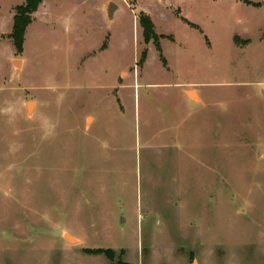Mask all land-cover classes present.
<instances>
[{
  "label": "rangeland",
  "instance_id": "374dc122",
  "mask_svg": "<svg viewBox=\"0 0 264 264\" xmlns=\"http://www.w3.org/2000/svg\"><path fill=\"white\" fill-rule=\"evenodd\" d=\"M25 2L0 0V264H264V0H40L19 51Z\"/></svg>",
  "mask_w": 264,
  "mask_h": 264
},
{
  "label": "trees",
  "instance_id": "16d2710c",
  "mask_svg": "<svg viewBox=\"0 0 264 264\" xmlns=\"http://www.w3.org/2000/svg\"><path fill=\"white\" fill-rule=\"evenodd\" d=\"M40 0H26L25 4H21L17 6V12L14 17V24L12 32L10 33V37L15 45V47L20 51L22 49V46L24 44L25 40V33L27 26L31 22L30 17H25L24 14L28 12H33L37 9L38 4ZM144 18V17H143ZM143 25L145 28V36L146 39H157L156 33L153 29V24L149 18H144ZM157 49H161L160 44L157 43ZM145 56V54H144ZM105 253V255L109 258L111 261L110 264H131L127 261L119 260L118 262L115 261V252L111 249L105 250V251H98L96 253L88 252L91 254H100Z\"/></svg>",
  "mask_w": 264,
  "mask_h": 264
},
{
  "label": "water",
  "instance_id": "95a60500",
  "mask_svg": "<svg viewBox=\"0 0 264 264\" xmlns=\"http://www.w3.org/2000/svg\"><path fill=\"white\" fill-rule=\"evenodd\" d=\"M116 8H117V5L114 2H110L109 8H108V15L111 19L113 18V13Z\"/></svg>",
  "mask_w": 264,
  "mask_h": 264
},
{
  "label": "crops",
  "instance_id": "0c3cea01",
  "mask_svg": "<svg viewBox=\"0 0 264 264\" xmlns=\"http://www.w3.org/2000/svg\"><path fill=\"white\" fill-rule=\"evenodd\" d=\"M114 16H115V11H114V13H113V18H114ZM185 90H186V89H185ZM187 91H188V89H187ZM195 92H196V90H195ZM184 94H185V93H184ZM195 103H197V102H195ZM199 104H200V103H199ZM191 114H193V113H192L191 110H189L187 115L189 116V115H191ZM191 116H192V115H191Z\"/></svg>",
  "mask_w": 264,
  "mask_h": 264
},
{
  "label": "bare ground",
  "instance_id": "6f19581e",
  "mask_svg": "<svg viewBox=\"0 0 264 264\" xmlns=\"http://www.w3.org/2000/svg\"><path fill=\"white\" fill-rule=\"evenodd\" d=\"M192 94H193V93H192ZM29 107H32V104H31V103L29 104ZM67 237H68L70 240H73L72 237H70V236H68V235H67Z\"/></svg>",
  "mask_w": 264,
  "mask_h": 264
}]
</instances>
